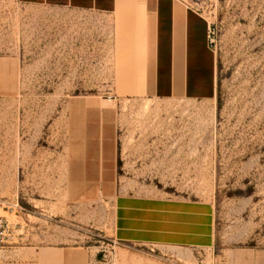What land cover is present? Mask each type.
<instances>
[{
	"label": "rangeland",
	"instance_id": "rangeland-1",
	"mask_svg": "<svg viewBox=\"0 0 264 264\" xmlns=\"http://www.w3.org/2000/svg\"><path fill=\"white\" fill-rule=\"evenodd\" d=\"M186 1L210 22L212 101L125 90L116 20L0 0V215L26 228L0 264L47 247L94 264H264V0ZM119 195L211 203L215 247L116 243Z\"/></svg>",
	"mask_w": 264,
	"mask_h": 264
},
{
	"label": "crops",
	"instance_id": "crops-1",
	"mask_svg": "<svg viewBox=\"0 0 264 264\" xmlns=\"http://www.w3.org/2000/svg\"><path fill=\"white\" fill-rule=\"evenodd\" d=\"M15 1L116 20L123 36L127 35L122 41L126 45L122 75L131 87L125 90L161 101L205 102L217 96L218 65L208 40L210 22L195 4L186 0ZM113 234L120 244L201 253L215 247V209L204 201L119 195ZM22 252L20 258L3 264H94L83 247H47L35 255Z\"/></svg>",
	"mask_w": 264,
	"mask_h": 264
},
{
	"label": "built area",
	"instance_id": "built-area-1",
	"mask_svg": "<svg viewBox=\"0 0 264 264\" xmlns=\"http://www.w3.org/2000/svg\"><path fill=\"white\" fill-rule=\"evenodd\" d=\"M208 39L211 44L210 37ZM12 208L9 206L12 213H15ZM25 231L26 228L20 222L0 215V254L6 249L17 246V241L23 239Z\"/></svg>",
	"mask_w": 264,
	"mask_h": 264
},
{
	"label": "bare ground",
	"instance_id": "bare-ground-1",
	"mask_svg": "<svg viewBox=\"0 0 264 264\" xmlns=\"http://www.w3.org/2000/svg\"><path fill=\"white\" fill-rule=\"evenodd\" d=\"M103 104V103H102ZM147 108V107H146ZM145 110V109H144ZM147 110V109H146ZM145 112V111H144ZM116 259V258H115Z\"/></svg>",
	"mask_w": 264,
	"mask_h": 264
}]
</instances>
